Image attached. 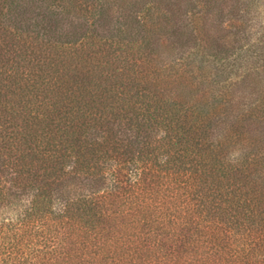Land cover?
Listing matches in <instances>:
<instances>
[{
  "label": "trees",
  "instance_id": "trees-1",
  "mask_svg": "<svg viewBox=\"0 0 264 264\" xmlns=\"http://www.w3.org/2000/svg\"><path fill=\"white\" fill-rule=\"evenodd\" d=\"M222 4L0 0L10 264H264L258 157L241 144L256 76L216 73L201 105L172 91L197 79L190 56L233 52L197 43L194 17L222 23Z\"/></svg>",
  "mask_w": 264,
  "mask_h": 264
},
{
  "label": "rangeland",
  "instance_id": "rangeland-1",
  "mask_svg": "<svg viewBox=\"0 0 264 264\" xmlns=\"http://www.w3.org/2000/svg\"><path fill=\"white\" fill-rule=\"evenodd\" d=\"M223 10V22L215 15V11L208 12L204 20L201 17H194L195 24L200 27L201 34L198 44L204 47L207 43L212 42V39H217L222 43L228 42L233 44V52L227 55V61L212 62L208 56H205L209 51L207 46L204 53L200 50L197 56H190L187 63H190L188 68H191L194 73L198 74L195 81L188 80L186 77L181 79L176 85L172 83V88L182 103L187 101L195 102L198 105L206 101H210L211 92L215 88L212 83L216 73L226 72L230 75L231 82L238 80L247 73L254 74L253 78L248 77L241 81L240 86L246 88L245 95L247 97L246 104H250L257 99V105L254 109H247L243 113V139L242 150L247 154H254L258 157L256 168L259 169V179L255 182L258 184V194L264 193V0H223L220 10ZM205 9L199 5L195 11ZM206 42V44H205ZM201 49V48H200ZM209 54V53H208ZM210 60V61H208ZM183 81V82H182ZM178 85V86H177ZM227 88V87H226ZM216 94V92H215ZM214 94V95H215ZM213 95V96H214ZM225 96V94H224ZM190 102V103H191ZM240 146L233 147L234 150ZM262 196V195H261ZM260 196V197H261ZM264 199V198H263ZM11 211L0 212V217L8 218L13 214ZM10 214V216H7ZM2 215V216H1ZM2 231H0V264H10L7 253L8 242L4 238L3 231L7 230L4 225L6 221H2Z\"/></svg>",
  "mask_w": 264,
  "mask_h": 264
}]
</instances>
